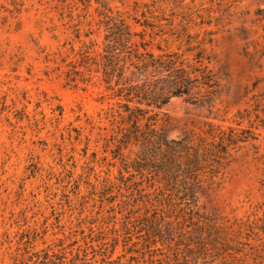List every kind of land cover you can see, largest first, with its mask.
<instances>
[{
  "label": "rangeland",
  "instance_id": "374dc122",
  "mask_svg": "<svg viewBox=\"0 0 264 264\" xmlns=\"http://www.w3.org/2000/svg\"><path fill=\"white\" fill-rule=\"evenodd\" d=\"M117 19L154 54L210 56V103L194 89L149 122L192 147L245 140L200 172L188 207L239 243L238 263L264 264V0H0V264H101L122 214L180 208L149 171L125 169L137 146H116L129 123L100 54Z\"/></svg>",
  "mask_w": 264,
  "mask_h": 264
},
{
  "label": "trees",
  "instance_id": "16d2710c",
  "mask_svg": "<svg viewBox=\"0 0 264 264\" xmlns=\"http://www.w3.org/2000/svg\"><path fill=\"white\" fill-rule=\"evenodd\" d=\"M113 25L106 35L110 43L105 44L100 54V73L105 89L122 104L124 120L129 123L117 140L118 150L128 145L138 148L136 157L123 164L125 169L149 171L182 202L175 214L168 212L177 207L174 199L162 201L165 210L154 208L143 214L134 211L122 214L119 226L111 229V241L100 240L105 249L100 253L101 264H240L239 243L230 244L234 240L226 238L209 220L194 217L188 205L201 182L200 172L209 173V178L215 176L225 158V149L245 140H234L223 132L219 144L192 147L185 139L167 140L149 122L156 116L150 113L153 108L159 109L171 97L189 95L194 89L200 101L210 103L216 85L208 67L210 56L201 46L192 62L177 52L154 54L142 40L132 42L133 34L122 19ZM55 111L61 115L62 109L51 110ZM144 118L147 121L141 124ZM118 247V254L112 258ZM78 261L77 255L66 260V256L54 254L53 258L44 256L40 264H78Z\"/></svg>",
  "mask_w": 264,
  "mask_h": 264
}]
</instances>
